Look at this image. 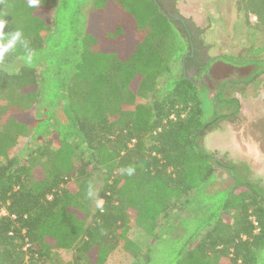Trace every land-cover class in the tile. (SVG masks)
<instances>
[{
    "label": "trees",
    "instance_id": "16d2710c",
    "mask_svg": "<svg viewBox=\"0 0 264 264\" xmlns=\"http://www.w3.org/2000/svg\"><path fill=\"white\" fill-rule=\"evenodd\" d=\"M62 1L38 0L29 7L28 0H0L5 33L19 30L25 42L0 59V119H5L0 125V210H5L0 264H105L117 247L149 264L155 244L142 251L127 237L129 213L155 238L160 217L176 206L192 207L198 194L214 191L209 187L213 159L198 145L209 124L203 92L196 78L173 70L176 58L160 35H168L170 22L149 12L146 0H89L92 9L84 22L77 16L82 4L70 19L75 40L83 42L66 59L71 66L61 83L65 102L52 107L45 99L49 67L41 52L58 36ZM258 1L243 0V8L264 28V0L261 10ZM110 45L113 50L104 52ZM216 60L252 65L247 81L264 74V59L243 55L202 61L200 74ZM218 89L210 113L232 122L240 114L239 99L225 95L223 85ZM149 95L151 101H137ZM123 104L131 107L114 119L112 113ZM27 135L36 147L25 158L14 155L15 143ZM128 167L135 168L132 176L122 171ZM229 168L234 182L225 188L229 196L219 208L232 211L235 224L207 215L189 232L176 264H218L217 258L226 264L256 263L264 248V189L247 182L237 165ZM98 170L103 180L94 190ZM90 185L103 199V211L88 197ZM191 211L189 217L195 216ZM66 249H73L74 257L62 262L57 254Z\"/></svg>",
    "mask_w": 264,
    "mask_h": 264
},
{
    "label": "rangeland",
    "instance_id": "374dc122",
    "mask_svg": "<svg viewBox=\"0 0 264 264\" xmlns=\"http://www.w3.org/2000/svg\"><path fill=\"white\" fill-rule=\"evenodd\" d=\"M88 2L90 1H62L57 15L59 31L56 35L58 36L55 35L56 37L52 36L51 39H48L41 52V57L45 58L49 67L45 72V99L54 108L60 107L65 102L66 91L63 90L61 83L66 82L71 66L66 59L69 57L72 47H78L83 42L81 37H78V41L75 40L77 30L75 24H70V19L74 16L76 5L82 4L77 16L82 17L80 18L81 23L84 22L92 9V4ZM146 4L150 8L149 12L162 20V23L165 22L167 18L155 2L146 0ZM243 4V0L175 1L174 7L177 13L199 33L197 39L192 38L195 45L194 57L198 59L199 65L208 58L221 55L232 57L243 55L248 58L264 59V28L254 14L246 13ZM256 5L261 10L260 0ZM165 26H167L166 23ZM168 26H170L168 35L163 31L160 35L168 42L167 52H172L176 58L173 70H176L178 75L183 72L182 57L189 55L190 38L178 23H168ZM175 26H178L179 29ZM80 27L82 28L78 27L79 31L86 29L84 25ZM83 40L90 43L87 38H83ZM199 42H202V45ZM110 48L112 49V45L104 52ZM203 48L206 49V52ZM20 63V60L16 59L14 65L19 66ZM185 68L183 73L190 79L196 78L195 81L203 92L206 110L205 121L209 124L198 139V145L213 159L215 177L214 179L211 177L209 187L214 191L198 194L199 202L189 207L193 208L192 211L187 206H176L166 217H160L158 219L160 226L155 231V238L143 228L136 226L133 221L135 214L129 213L132 225L127 232V237L142 251L155 244L152 261L149 264H176L177 253L182 250L189 232L198 230L201 227L202 219L207 215H212V220L221 219L227 226L235 224L233 212L223 211L219 208L220 203L229 196V191L225 188H231L234 182V177L227 169L230 165H237L241 175L245 174L246 181L255 186L257 190L261 192L264 189V74L247 81L254 69L252 65L232 66L221 60H216L211 64L209 72L201 75V71L198 72L197 67L187 61V57ZM197 73L199 74L196 76ZM222 85L224 94L236 96L241 105L240 114L232 122L219 118L213 119L214 113H210L214 95ZM137 101L149 102L151 101L150 95L146 98L139 97ZM129 107L131 106L123 104L120 110L117 109L116 113H112L113 118L120 119V112L123 113L124 109ZM4 120L0 119V125ZM35 147L36 144L31 142L30 136H23L15 143L13 153L18 157L25 158L24 155ZM100 171L98 170L93 177L94 190L99 189L102 185L103 178ZM205 205H208L207 209L204 208ZM190 211L191 214L197 215V218L189 217ZM169 236L173 238L171 239ZM162 238L168 239L162 241ZM57 255L60 261L69 262L74 257V250H60ZM216 262L226 264L221 258H217ZM105 264H143V259H136L130 252L117 247ZM255 264H264V248L259 252Z\"/></svg>",
    "mask_w": 264,
    "mask_h": 264
},
{
    "label": "clouds",
    "instance_id": "9594fccd",
    "mask_svg": "<svg viewBox=\"0 0 264 264\" xmlns=\"http://www.w3.org/2000/svg\"><path fill=\"white\" fill-rule=\"evenodd\" d=\"M38 4V0H28V6L29 7H36ZM7 21L4 19H0V59H3V57L9 53L11 50H13L17 43H25L22 39V32L19 30L5 33L4 29L6 27ZM32 57L29 55L26 57L27 62H31ZM125 174L128 176H132L135 172L134 167H128L127 169L122 170ZM87 195L89 198H94L96 207L103 211V199L99 198L98 193H96L92 186H89Z\"/></svg>",
    "mask_w": 264,
    "mask_h": 264
},
{
    "label": "flooded vegetation",
    "instance_id": "af4514ba",
    "mask_svg": "<svg viewBox=\"0 0 264 264\" xmlns=\"http://www.w3.org/2000/svg\"><path fill=\"white\" fill-rule=\"evenodd\" d=\"M160 7L162 13L165 15V17L169 20V22L172 24V23H178L180 26H182L184 28V30L187 32L188 34V37L190 38V43H189V50H190V53L189 55H184L182 57V69H183V72H185L186 68V57L187 59H192L191 62L189 60H187L189 63L192 64V66H195L197 67L198 69V72H200V66H199V61L198 59H196L194 57V51H195V45L192 41V38L194 39H197L198 38V32L196 31L195 28H192L191 25L188 23V21H186L183 17H181L177 11L175 10V7H174V3L176 0H154ZM171 9H173V12H171ZM177 27V29H179L178 26H175ZM180 31V30H179ZM201 45H202V42H199ZM204 49V48H203ZM206 49H204L205 51ZM206 52V51H205ZM189 56V58H188ZM210 60V58H208L207 60L205 61H208ZM238 68V67H237ZM210 69V68H209ZM199 73L196 74V76L198 75ZM229 171H230V168H227Z\"/></svg>",
    "mask_w": 264,
    "mask_h": 264
},
{
    "label": "built area",
    "instance_id": "2783aa9c",
    "mask_svg": "<svg viewBox=\"0 0 264 264\" xmlns=\"http://www.w3.org/2000/svg\"><path fill=\"white\" fill-rule=\"evenodd\" d=\"M5 214V210L4 209H1L0 210V215H4Z\"/></svg>",
    "mask_w": 264,
    "mask_h": 264
},
{
    "label": "water",
    "instance_id": "95a60500",
    "mask_svg": "<svg viewBox=\"0 0 264 264\" xmlns=\"http://www.w3.org/2000/svg\"><path fill=\"white\" fill-rule=\"evenodd\" d=\"M158 5V4H157ZM158 8H159V5H158Z\"/></svg>",
    "mask_w": 264,
    "mask_h": 264
}]
</instances>
